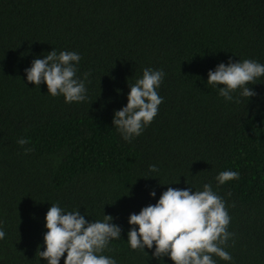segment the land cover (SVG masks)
Returning a JSON list of instances; mask_svg holds the SVG:
<instances>
[{
	"label": "trees",
	"instance_id": "1",
	"mask_svg": "<svg viewBox=\"0 0 264 264\" xmlns=\"http://www.w3.org/2000/svg\"><path fill=\"white\" fill-rule=\"evenodd\" d=\"M52 47L80 54L86 100L65 103L26 81L33 57ZM229 57L264 64V0H0V264H44L37 245L51 203L87 220L111 215L121 239L102 254L117 264H158L128 246V215L167 187L204 183L224 200L233 234L222 246L231 262L216 264H264V76L249 83V100L225 101L206 79ZM145 67L164 71L163 100L125 141L113 111ZM226 169L238 178L218 184Z\"/></svg>",
	"mask_w": 264,
	"mask_h": 264
},
{
	"label": "clouds",
	"instance_id": "2",
	"mask_svg": "<svg viewBox=\"0 0 264 264\" xmlns=\"http://www.w3.org/2000/svg\"><path fill=\"white\" fill-rule=\"evenodd\" d=\"M80 59L78 52H57L52 47L46 54L33 57L24 69L25 79L34 86L45 84L48 94L62 95L65 103L82 102L86 100L88 73L77 75ZM164 76L162 69L145 67L134 83H127L126 103L113 111L111 120L123 140L139 136L157 114L163 100L157 89ZM261 76L264 64L255 59L233 61L229 57L226 63L219 62L207 71L206 84L217 88L225 101L239 103V97L249 100L256 95L248 85ZM237 89L239 93L234 96ZM16 142L23 146L28 140L21 137ZM149 171L159 170L156 165H149ZM238 176L237 171L226 169L218 172L215 180L224 184ZM148 194L156 197L154 189ZM85 215L79 209L66 211L51 203L44 215L43 250L37 245L39 261L43 258L44 264H60L63 257V264H117L112 256L102 253L111 240L121 239V227L113 223L111 215L103 214L101 220H87ZM229 221L224 200L210 184L204 183L202 190L190 185L183 189L167 187L155 203L128 215L126 242L133 250H152L158 264L161 260L165 264V256L173 264H216L213 256L231 262L230 253L222 247L233 235L227 231ZM4 236L0 230V239Z\"/></svg>",
	"mask_w": 264,
	"mask_h": 264
}]
</instances>
